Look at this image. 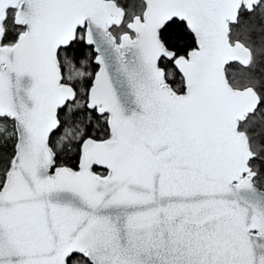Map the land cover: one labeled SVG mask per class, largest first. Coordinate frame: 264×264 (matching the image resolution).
Wrapping results in <instances>:
<instances>
[{"label":"snow or ice","instance_id":"6c2138e0","mask_svg":"<svg viewBox=\"0 0 264 264\" xmlns=\"http://www.w3.org/2000/svg\"><path fill=\"white\" fill-rule=\"evenodd\" d=\"M0 264H264V0H0Z\"/></svg>","mask_w":264,"mask_h":264}]
</instances>
